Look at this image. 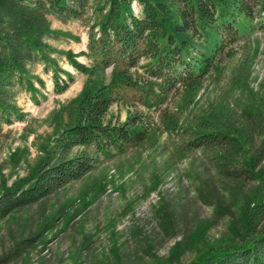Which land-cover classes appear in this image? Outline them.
<instances>
[{
    "label": "rangeland",
    "instance_id": "374dc122",
    "mask_svg": "<svg viewBox=\"0 0 264 264\" xmlns=\"http://www.w3.org/2000/svg\"><path fill=\"white\" fill-rule=\"evenodd\" d=\"M134 9L138 11L136 5ZM94 11L91 4L81 18L68 20L48 13L54 34L44 42L73 81L59 93L53 72L37 63L28 70L38 91L14 87L12 102L22 119L0 125V194L29 186L45 147L75 122L88 75L70 66L63 53L71 51L79 62L91 63L83 53L89 51ZM246 27L231 58L195 96L186 101L180 93L166 99L161 109L171 119L158 108L144 107L139 92L127 91L126 101L114 104L109 118L123 124L136 112L144 114L150 125L145 141L100 155L82 179L0 219V264L187 263L210 247L240 242L246 227L243 208L259 184L224 179L207 153L188 148L183 131L197 128L202 113L211 116L213 109L223 122L229 117L244 120L246 113L264 120V29ZM110 73L109 68L99 76L108 82ZM60 77L67 79L63 73ZM263 139L247 145V155ZM256 170L264 172V159Z\"/></svg>",
    "mask_w": 264,
    "mask_h": 264
},
{
    "label": "trees",
    "instance_id": "16d2710c",
    "mask_svg": "<svg viewBox=\"0 0 264 264\" xmlns=\"http://www.w3.org/2000/svg\"><path fill=\"white\" fill-rule=\"evenodd\" d=\"M91 4L96 22L89 51L83 53L91 63L79 62V55L71 51L63 53L70 66L88 75L75 122L45 147L29 186L0 194V219L82 179L100 155L145 141L150 125L144 114L136 112L123 124L109 118L111 107L126 101L127 91L139 92L144 107L158 108L169 120L171 115L161 107L171 94L184 93L189 101L231 58L232 46L246 25L264 29V0H0V125L22 119L12 102L14 87L31 94L38 91L29 66L45 64L53 72L55 90L68 89L73 75L59 67L44 42L54 34L47 15L81 18ZM109 68L107 82L99 75ZM35 81L44 86L40 78ZM211 112L202 113L197 128L183 131L189 136L188 148L207 153L224 179L237 185L258 183L259 189L244 205L246 227L240 242L210 247L193 260L176 264H264V172L256 170L264 159V139L252 156L246 150L256 137H264V120L246 113L244 120L229 117L223 122L215 109Z\"/></svg>",
    "mask_w": 264,
    "mask_h": 264
}]
</instances>
